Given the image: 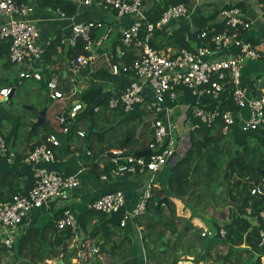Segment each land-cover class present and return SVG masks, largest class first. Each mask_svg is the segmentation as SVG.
Listing matches in <instances>:
<instances>
[{
  "label": "built area",
  "instance_id": "1",
  "mask_svg": "<svg viewBox=\"0 0 264 264\" xmlns=\"http://www.w3.org/2000/svg\"><path fill=\"white\" fill-rule=\"evenodd\" d=\"M84 5L95 4L105 11H111L117 16L131 17L132 21L120 31V41L115 48V62H111L109 71L113 75L125 72L132 80L123 88L119 96L109 100V106L119 105L128 112L136 105H144L146 95L143 93V83L150 85L152 98L148 108L155 113L163 109L169 110L167 101H176L179 90L187 89L194 96H204L217 101L218 106L206 109L200 102L190 106L192 117L206 125L220 121L221 131L227 134L235 127L247 132L264 127V80L253 77L247 84L241 81V71L244 63L260 57L259 50L244 37L245 31L251 27L242 8L231 6L222 8L223 29L211 31L202 29L198 33L201 45L192 49L180 48L173 54L159 52L150 43V35L156 29L165 27L171 20L185 15L188 7L185 3H177L168 7L156 21L146 17L142 0H73ZM264 14V0H262ZM48 15L65 18L67 15L60 7L46 6L43 9ZM35 12L33 0H0V43H8L6 60L15 67L19 79L33 78L40 80L41 72L35 67V62L43 58L45 48L51 39L41 45L38 43L39 28L31 18ZM144 27V34L140 31ZM101 28L103 33L98 39L92 37L93 30ZM110 26L97 20L74 23L67 37L60 42L74 47L79 39L83 44V52L73 56L68 61V71L73 77L80 74L95 59V49L103 45L111 32ZM206 42L207 44H203ZM138 47L136 57L130 63L120 61L125 57L129 47ZM232 47L234 52L222 54V50ZM111 59V58H110ZM120 61V62H118ZM143 80V81H142ZM13 88L0 87V102L6 100ZM48 96L52 100L62 102L60 111L55 116L58 130L65 133L69 126L83 111L85 105L77 98L79 89L75 84L65 89L59 77L52 75L47 81ZM230 100L235 110H220L221 97ZM97 108H94L96 110ZM246 110L245 117L240 115ZM153 140L147 148L149 155L136 156L127 153H115L109 158L111 167L108 173H102L100 178L107 180L110 176L136 174L158 169L178 161L177 138L173 133L174 125L165 124L162 119L153 121ZM194 125L190 124L189 130ZM85 131L77 130V135L83 137ZM60 143L55 134L47 135L44 141L28 151L24 162L33 171L32 186L24 192H16L7 200L0 201V230L8 234L0 238V243L11 247L14 237L11 230L20 225L30 210L41 208L54 201L68 199L70 191L79 185L78 173H61L49 166L55 162V147ZM89 153V152H88ZM0 157L11 165L16 157L7 144L4 134L0 132ZM157 183L151 177L145 188L138 195L137 201L129 211L124 212L121 224L127 218H136L145 213L147 203L154 194ZM250 194L264 195V174L250 189ZM125 198L120 190L106 192L88 203L87 209L100 211L107 215L118 212L124 207ZM61 216L55 220L57 229L70 228L75 234L78 226L75 214L69 208H63ZM261 227L258 231L257 263L264 264V210L259 214ZM225 231L221 228L220 234ZM97 248H91L90 258ZM190 259H180L177 264H192ZM78 264H87L86 260ZM144 264H147L145 259Z\"/></svg>",
  "mask_w": 264,
  "mask_h": 264
},
{
  "label": "crops",
  "instance_id": "2",
  "mask_svg": "<svg viewBox=\"0 0 264 264\" xmlns=\"http://www.w3.org/2000/svg\"><path fill=\"white\" fill-rule=\"evenodd\" d=\"M142 2L147 15L151 8L156 3H161L162 0H142ZM239 2L243 3L241 8L246 18L252 22L251 27L245 31L243 35L248 41L254 44L260 52V57L258 59L248 60L242 67L241 81L243 84H247L251 78L261 77L264 75V14L262 0H190L187 13L179 18L171 20L165 27L161 28V30H163L161 33H152L150 35V43L154 42V48H156L159 52L164 54H173L175 51L180 49L178 44L181 40V36L177 40L176 34V31L180 30L179 34L183 35L184 39L191 43V47L186 49H192L198 46V43L201 42L200 38L198 37L199 31L202 29H207L209 32L216 30L218 31V29H220L222 26V16L220 13L221 9L225 6L234 5ZM75 4L77 9L76 12L72 16L67 15L65 18H58L48 15L43 10L44 8H40L35 4V12L31 15V18L35 20L39 28L40 35L38 38V43L43 45L47 39H51L52 42V40L58 37L60 40L62 37H67L70 27L74 23H80L89 20L100 21L103 23V25L107 27L110 26L112 30L108 39L104 41L103 45L95 49V59L93 60V63L88 65L86 69L80 74L76 75V77H73L68 71V61L70 58H72L68 56V51L73 47L62 44L59 40L60 45L56 47L57 52L52 56V59L55 61L54 64H47L46 59L42 58L35 62V67L39 71H41V68L54 70L52 75L59 77L61 85L64 89L69 85L75 84L79 89V99L80 95L87 90H98L100 92L98 96L104 95L101 101L96 105V107H98V105L104 100V103L100 104L98 107L100 109V113L97 116L99 126H105L106 128L107 126H110L114 128L117 125L116 123L120 121V117L114 115L118 112V107L120 105L116 107L117 111H113L115 108H111L109 106V100L112 97L119 96L123 90V85L125 84L124 87L127 85V79L131 81L132 78L131 75L126 74H111L109 71V66L111 62H115V48L120 41V31L132 21V18L127 16H117L111 11H105L95 4L84 5L79 2H75ZM172 5L175 4H168V7ZM215 11L217 12L215 17L213 19H207L208 17L212 16ZM195 30H197L196 35H194ZM102 33L103 30L101 28L95 29L93 30L92 37L94 39H98ZM190 34H192V38H190ZM137 52L138 47L135 45L129 47L125 57H123L120 61L127 63L125 59L130 53L132 55V61V59L136 57ZM231 52H234L232 47L222 50V54ZM13 71L16 72L14 66ZM4 72L6 74L10 73V71ZM28 80L32 82L29 85L30 90L34 95H36V97H42L44 95L45 99L52 100L50 97H47V93L45 94V92H41L39 89L38 80L35 81L33 78L25 79L26 82H28ZM143 93L146 95V101L144 105H136L131 109V111L128 112L124 111L123 108H120L126 115H137L139 117L136 119H131L129 122H120L121 125L118 124L116 126L117 132L113 131L112 135L106 134L107 137L103 143L104 149L101 152L103 153V160H100L101 155L96 158V161H99V170H101L104 163L107 162L106 158L108 157L109 161L110 156L115 153H127L130 151L131 154H133L139 152L137 151L139 148L137 143L132 144V151L127 148V142H121L123 138L121 133L124 130L131 129L133 126H135L133 128L135 130V134L137 135L139 132H141L143 136L139 140L142 141L145 139L146 144L147 141L153 137L152 124L156 118L162 119L165 124L172 123L174 125L173 133L176 136L178 142L177 155L179 159L189 149V127L192 123L187 119V117L190 114V106L196 101L200 102L206 109L215 108L218 106L217 101L211 100L210 98L204 96H194L189 90L183 88L179 90V95L176 101L169 105L167 104V106L170 107L168 111L163 109L160 113H155L147 106L148 101L152 98V91L150 85L146 81L143 83ZM52 101L54 102L52 103L50 110L46 107V117L47 114H49L51 118L52 126L49 127V129L58 130L55 116L60 111L62 102L59 100ZM81 102L85 105L82 100ZM45 104L46 103L36 109L44 108ZM246 114V110H242L240 112L242 117H245ZM35 119L36 117L34 119H32V117L28 119L27 117L26 122L31 120L35 121ZM112 125H114V127ZM237 125L238 122H236V125L232 128V130L238 129ZM5 126H7V124ZM229 133H231V129ZM41 134L42 133H39V135ZM36 139L37 137L28 138L27 134L22 136L18 132L11 136L8 145L13 151H15L16 154H22L25 157L27 152L30 151V145ZM111 143L114 144L111 145ZM69 144L70 149L73 151L80 148L81 151L88 150L81 139H76L72 142H69ZM98 149L99 146L93 144L91 151H97ZM146 149L148 148L145 147L143 150ZM63 150H65V145L61 144L56 151V160L49 166V168L65 174L78 173V187L70 191L69 197L66 200L50 202L41 208L30 210L23 222L11 230L14 240L22 235L28 228L41 227L49 220H52L55 223V215L65 207L69 208L75 214L76 218H78L81 211H83L85 207L87 208L89 202L109 191L120 190L123 192L125 204L122 209L124 212H127L134 206L138 195L145 188L151 177L157 183V187L154 190L155 192H157L158 189H162L167 181V171L165 167H162L155 172L145 170L136 174L110 176L107 180H102L100 177L96 178L93 172H91L90 159H86L83 155H79L78 151L68 153L66 156H63ZM91 151L88 150V152ZM1 164L5 165L6 163L0 157V165ZM225 169L223 168V170ZM5 170L6 169L0 167V177L3 175L2 173H4ZM202 177H204V175ZM237 179L238 177L236 175L230 176L228 178V184L232 185ZM220 181L221 179L219 180V184ZM203 182L204 180L201 182V184H203ZM225 183H227V181H224V184H220L221 203L218 204L215 201L212 204H207L202 196L203 189L198 188V186H196V188L193 187L194 192L192 195L180 198L162 195L160 199L167 197L168 203L167 205L162 204L159 207L165 208V210L169 211L171 215L166 217L161 214V216H163L165 220L168 219L171 222L170 227L164 228L162 225H156L154 230H148L146 226L147 216H145V214L136 218L125 219L124 223L121 224V227L116 230L115 234L111 235L112 240L121 243V248L117 253L118 256L114 254L112 257L103 254L99 255L97 259L100 260V264H114L119 260L128 259H134L139 264H144L145 259L147 260V264H171L174 258L190 259L192 264H230L225 259L214 262L211 254L209 253L204 259H200L199 261L196 260L197 253L199 251L203 252L206 242L204 237L212 236L215 233L212 222H216L220 226V229L222 228L225 231V225L231 221L232 217L234 216V212H237L238 206L245 200L243 198V200L238 202L236 199L234 200L228 197L226 195L227 187L223 188ZM252 187H248V190ZM0 190H3L4 192L7 191L5 187L0 188ZM241 192L243 191L241 190ZM246 195H249V193ZM246 211L247 212L243 214L242 217L246 219L248 223H250L251 227L260 228L261 219H259V217L256 215H251L249 213V209ZM222 213L225 214L224 217H222ZM43 215L47 216V219L44 221L40 219V217ZM184 219L188 220L186 226H188L189 229L182 239L177 240V237L173 238L171 231L172 229H177V231H179L183 225ZM92 223L94 224L95 221H91L89 229L92 227ZM78 227L79 226H77L76 229V235L69 242L70 247H72L71 250H69L71 256L68 257L69 259H66V261H62L64 264L73 263L78 259L79 251H81L79 244H82L81 241L87 238V233L85 234V232ZM159 231L163 233L162 239L167 241L169 244L162 243L161 238L158 237ZM1 232L4 234V236L8 234V232L4 230ZM246 233V231L243 233L242 243L239 246H233L236 250L229 249V242L227 241L226 244H221V255L230 251L229 260L231 259V263H257V255L261 252V248L258 245L257 247L247 246L244 240V237L247 235ZM53 235L54 233L52 231H48L46 233V237H48L49 241H53ZM224 238L225 234L221 239V243L225 240ZM33 240V243H35L36 238ZM145 240L147 242L146 245L144 242ZM96 241H99V238L93 240L87 239L85 240L84 245H82L83 260L88 261V264H91V258L93 257L92 255L90 258H88L90 249L98 248ZM219 241V239L211 241L209 247L215 246ZM99 242L102 244L104 249L111 252L110 242L105 244H103L102 241ZM187 243L190 244L189 255L185 254V245ZM35 245L37 246V243ZM41 247H45L43 249H46V251L50 249L53 253L57 252L59 249V247H56L55 244L50 245L47 242L45 243V241L44 246L42 243ZM240 249L242 251H239ZM24 255L25 256H22V258L16 259V263L20 262L21 260L29 261V252H27V255ZM57 260H62L61 255L57 258L46 259L44 261L48 264H59ZM4 263L5 257L0 259V264ZM42 263V261L37 262V264Z\"/></svg>",
  "mask_w": 264,
  "mask_h": 264
},
{
  "label": "trees",
  "instance_id": "3",
  "mask_svg": "<svg viewBox=\"0 0 264 264\" xmlns=\"http://www.w3.org/2000/svg\"><path fill=\"white\" fill-rule=\"evenodd\" d=\"M36 6L40 8H45L46 6H53V7H60L66 15H73L76 12V4L73 0H33ZM190 0H162L161 3H156L147 14V19L149 21H156L162 13L167 9L168 4H177V3H185L187 7L189 6ZM243 3L239 2L234 5L225 6H239L241 7ZM217 12L215 11L214 14L207 19H213ZM221 26V24H220ZM223 29V22L222 26L218 31ZM161 29L154 30L153 33L159 32L161 33ZM180 30L176 31L177 40L181 36V40L178 44L180 48H190L191 43L187 42L184 39V36L179 34ZM217 31V30H216ZM217 31V32H218ZM158 33V34H159ZM144 34V27H142L140 31V35ZM190 38H192V34H190ZM195 39V38H194ZM59 37L52 40L50 45L45 48L43 58L46 59L47 64H54V60L52 56L55 55L56 47L60 45ZM83 44L84 42L79 39L76 45L73 48H70L68 51V56L73 57L78 53L83 52ZM154 42H151V45L154 47ZM203 44H207L204 42ZM201 45V42L198 43ZM8 50V43H0V87L11 86L16 92L17 88L23 85L25 79H19L17 77L16 84H12L8 78L7 72H13V66L6 60V54ZM132 55L131 53L127 55L125 59L127 63L131 61ZM42 78L38 80L39 89H42L45 94L47 93L48 96V89H47V81L52 76L54 70L50 69H43L40 71ZM120 74H126L125 72H120ZM36 81V80H35ZM127 84L130 80L127 79ZM125 85V84H124ZM123 85V87H124ZM122 87V89H123ZM100 94L98 90H87L80 95V99L85 103V108L83 111L78 115L76 120L69 126L68 131L63 133L59 130H46L41 135H39L38 128L33 130L30 129L34 121H30L28 123L29 130L27 132L28 138L37 137L36 140L30 145V150H32L36 145H39L42 141L45 140L47 135L53 133L56 135L60 145H65V150H63V156H66L68 153L72 152H79V155H83L86 159H90V170L93 172L96 178H99L102 173H108L111 163L108 161L104 163L101 170H99L98 162L96 161L97 157L100 156V160H103V153H101L104 149L103 143L107 137L106 134L112 135V132H117V125L120 122H129L131 119H136L139 116L135 115H126L120 108L118 107V112L114 115L120 117V121L116 123L117 125L114 128L107 126H99L97 116L100 113V109L98 108L100 104L96 107L97 109L92 111L90 114L88 113V109L95 100V98ZM36 96V95H35ZM222 98V103L219 104L220 110L231 109L235 110L234 105L230 100H227L225 97ZM49 100V99H48ZM106 101V100H105ZM174 102L167 101L166 104H171ZM46 106V104H45ZM26 112H29L33 115V119L36 117L31 111L25 109ZM113 111H117L115 108ZM190 111V110H189ZM124 113V114H123ZM14 115L12 113L6 112L5 110L1 109L0 107V132L4 134L2 125H4L5 121H14ZM187 119L194 125L192 130H189V149L185 152V154L175 163L172 165L164 166L167 171V181L166 184L162 187V189H158L157 192L154 191L153 196L149 199L147 203V207L145 210L146 219H147V228L148 230H154L156 225H162L164 228L170 227V221L165 220L161 216V208L157 206V201L160 199L162 195L165 196H173V197H184L188 195H192L194 192V188L198 186V188H202L201 182L205 179H208V182L211 180L219 181L221 179V184L224 181L226 183V195L231 199H236V201L243 200L246 194H250V189L248 187L254 186L264 174V127H258L255 130L243 132L239 129L231 130V133L223 134L221 131V122L215 121L211 125H206L204 123L199 122L197 119L192 117L191 111ZM108 121V120H106ZM19 122L14 123V126L7 134H4L5 140L8 144L9 139L14 134L18 133L17 124ZM48 122L46 123L45 127L47 126ZM121 125V124H120ZM124 130L121 134L123 136L121 142H127V148L132 150V144L137 143L139 148L137 151L145 149L148 146L149 142L153 140L151 137L147 143L145 144V139L140 141L139 139L142 138V133L139 132L137 135L135 134V130L133 129ZM82 129L85 131L83 137H79L77 135V130ZM135 135V138H134ZM152 135V132H151ZM76 139H81L83 144L85 145L86 149L91 151L92 145L96 144L99 146L97 151H91L88 153V150L75 149L74 151L70 149L69 142H72ZM114 143H111V145ZM57 146L54 149L55 155L57 149L60 147ZM236 146H239V149H235ZM82 152V153H81ZM93 152V153H92ZM24 156L22 154H16V157L11 165L6 164L0 165V167L6 169L3 175L0 177V188L5 187L7 190L4 192L0 190V201L7 200L10 198L11 194L16 192H24L27 191L33 182V171L29 164L24 162ZM227 159H230L227 167L223 170L224 163ZM251 161V171L256 178L255 182H249L250 170L247 166L248 161ZM3 161H5L3 159ZM204 175V177H202ZM236 175L238 179L235 183L228 184V178L230 176ZM244 179V180H243ZM242 180V181H241ZM219 186H221L219 184ZM231 186V187H230ZM78 187V186H77ZM225 187V188H226ZM76 188V187H75ZM235 191H234V189ZM155 190V189H154ZM221 190V187H220ZM241 190L243 192H241ZM234 191V193H233ZM244 193V194H242ZM216 194V192H215ZM221 198V196H220ZM225 198V196H224ZM249 209V213L251 215H256L260 219V212L264 210V198L263 197H253L250 199H245L239 206L237 212H234V216L232 217L231 221L225 225V240L221 243V240L218 244H226V241L229 242L228 246L231 250H236L233 246H239L243 240V233L246 231L247 235L244 237L247 246L250 247H257L259 236H258V227H251L250 223L246 221L242 217ZM61 210L58 214L55 215L56 219L61 216ZM124 211L123 209L119 210L116 213L111 215H107L100 211H94L91 209H87L86 207L81 211L78 220V228L83 230L85 234L87 233V238L83 239L82 245H84L85 240L87 239H96L99 238V241H102L103 244L110 242L111 243V252L114 255L118 256V250L121 248V243L116 242L111 239V235L115 234L116 230L121 227V220L123 219ZM221 216V212H220ZM225 214L222 213V217ZM55 219V220H56ZM91 221H95L92 227L89 229ZM78 229V230H79ZM189 227L186 226L185 231L177 238V240L182 239V237L187 233ZM224 230V229H223ZM249 230V231H247ZM48 231H52L53 241H49L48 237H46V233ZM76 232V231H75ZM173 238L176 237L177 229H172L171 231ZM76 234L70 229H57L56 224L54 221L49 220L45 222L41 227H32L25 230V232L20 235L17 239H15L14 243L11 247H6L2 243H0V259L5 257L4 264H37V262L42 261V264H48L44 260L57 258L61 255L62 261H66L69 259L68 257L71 256L69 250L70 247L69 242L73 239ZM163 233L159 231L158 237L161 238L162 243L169 244L167 241L162 239ZM34 238H36V242H34ZM47 242L48 244L52 245L55 244L56 247H59L57 252H52L50 249L46 251L41 247L42 243L44 246ZM99 241H96V244H100ZM145 245L147 244L146 240L144 241ZM37 243V246L35 245ZM34 244V245H33ZM217 245V244H216ZM215 245V246H216ZM185 254L189 255L190 249L185 248ZM246 250V249H245ZM24 251V253H23ZM29 252V261H23L16 263V259L22 258V256L27 255ZM10 254L11 257H10ZM208 254V251L202 254L201 251L197 253V261L200 259H204ZM37 259H36V258ZM180 259L174 258L171 264H177ZM231 260V259H230ZM228 259V263L235 264L234 262L231 263ZM116 261V260H114ZM94 264H100V260L96 259ZM114 264H139L134 259L128 260H119Z\"/></svg>",
  "mask_w": 264,
  "mask_h": 264
},
{
  "label": "rangeland",
  "instance_id": "4",
  "mask_svg": "<svg viewBox=\"0 0 264 264\" xmlns=\"http://www.w3.org/2000/svg\"><path fill=\"white\" fill-rule=\"evenodd\" d=\"M43 69L44 68H41V70H43ZM8 78L12 84H16L17 73L15 71L10 72L8 74ZM261 78L264 80V75L261 76ZM28 82H29V84H28ZM28 82L24 81L23 85L19 86L17 88L16 92H14L13 95L8 100H5V101L0 103L1 109L5 110L6 112L12 113L14 115V118H15L13 122H12V120L4 122L5 124L2 125V129H3L4 134L8 133L10 131V129L13 128L14 123L16 124V122H19L17 124V126H19L18 132L22 136L26 135L28 130H29L28 123L30 122V121L26 122L27 117H28V119L31 117L33 119V115L30 114L29 112H26V110H25V109H27L26 107L32 106L34 108H38V107H41L44 103H46L45 107H47L50 110V107H51L52 103L54 102L52 100L45 99L44 95L42 97H36L32 93V91L30 90L29 85L32 82L29 80H28ZM40 90L42 92V89H40ZM41 92H40V96H41ZM77 98L79 99L78 96H77ZM56 107H57V105H56ZM46 118H47L48 124L45 127V129H44V126L39 127L38 128L39 133H43L44 131L48 130L49 127L52 126L51 118H50L49 114H47ZM6 124H7V126H5ZM4 129H5V131H4ZM30 129H31V127H30ZM235 149H239V146H236ZM239 150H241V148ZM220 184H221V181H220ZM225 185H226V183H225ZM225 185L223 186V188L226 187ZM202 186H204L202 196H203V198L207 204H212L214 201L217 204L221 203V198H220L221 190H220V186H219V181L212 179L211 182H208V179H205ZM215 192H216V194H215ZM160 208H161V214L163 216L169 217L171 215L169 211L165 210V208H163V207H160ZM145 216H146V214H145ZM40 219L44 221L47 219V216L43 215L40 217ZM166 220H168V219H166ZM2 237H4V234L0 230V238H2ZM189 246H190L189 243H187L185 245V247H187V248H189ZM239 251H242V250L240 249ZM11 255L12 254H10V257H11ZM86 262L88 264V261H86Z\"/></svg>",
  "mask_w": 264,
  "mask_h": 264
},
{
  "label": "water",
  "instance_id": "5",
  "mask_svg": "<svg viewBox=\"0 0 264 264\" xmlns=\"http://www.w3.org/2000/svg\"><path fill=\"white\" fill-rule=\"evenodd\" d=\"M196 34H197V30H195V32H194V35H196ZM13 93H14V89L11 90V93L6 98V100H8L12 96ZM102 97H104V95H100V96L95 98V100L93 101V103L91 104V106L88 109V113L89 114L94 110V108L96 107L98 102L101 101ZM26 108L29 111H31L36 116V119H35V121L33 122L32 126H31V130H33V129L37 128V127H42V126L46 125V123H47L46 107H44L42 109H36V108H34L32 106H27ZM150 153H151V151L149 149H146V150H142V151H139V152H136V153H133V154L136 155V156H145V155H149ZM127 154H131V152L128 151ZM229 161H230V159H227L226 162L224 163V167H223L224 169L227 167ZM247 166L249 167V170L251 172L250 176H249V181L255 182L256 178L254 177V175H253V173L251 171V161L250 160L248 161ZM255 196L264 198V195H262V194H256V195L249 194V195H245L244 199H250V198H253ZM167 203H168L167 202V197H163V198H161L158 201L157 206H160L162 204L167 205ZM187 223H188V220L184 219L181 229L179 231H177V233H176V237L177 238H179V236L185 231ZM212 225L214 227L215 233L212 236H205L204 237L206 242H205V246L203 248L202 254L205 253L206 251H208V253L211 254L214 262H218V261H221L223 259L228 261L230 251H228L227 253L221 255V251H220L221 245L220 244H217L216 246H210L209 247V244H210L211 241H213L215 239L221 240L223 238V236L220 234V226L216 222H212ZM79 247H80L81 251H79L78 259L75 262L70 263V264H78L79 262H81L83 260V255H82V249L83 248L81 246V243L79 244ZM102 254L103 255H108L110 257L113 256V253L108 251V250H106V249H104L102 247V244L100 243L98 245L97 251L93 254V257L91 258V264H94L96 262L97 257L99 255H102ZM57 262L59 264H64L62 262V260H57Z\"/></svg>",
  "mask_w": 264,
  "mask_h": 264
},
{
  "label": "clouds",
  "instance_id": "6",
  "mask_svg": "<svg viewBox=\"0 0 264 264\" xmlns=\"http://www.w3.org/2000/svg\"><path fill=\"white\" fill-rule=\"evenodd\" d=\"M81 246H82V244H81Z\"/></svg>",
  "mask_w": 264,
  "mask_h": 264
}]
</instances>
